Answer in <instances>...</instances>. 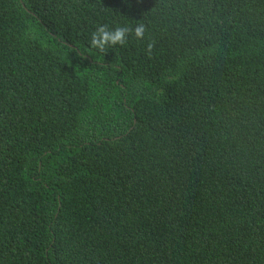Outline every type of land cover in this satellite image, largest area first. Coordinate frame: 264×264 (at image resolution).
I'll return each mask as SVG.
<instances>
[{
    "label": "trees",
    "instance_id": "trees-1",
    "mask_svg": "<svg viewBox=\"0 0 264 264\" xmlns=\"http://www.w3.org/2000/svg\"><path fill=\"white\" fill-rule=\"evenodd\" d=\"M0 264H264V0H0Z\"/></svg>",
    "mask_w": 264,
    "mask_h": 264
},
{
    "label": "clouds",
    "instance_id": "clouds-1",
    "mask_svg": "<svg viewBox=\"0 0 264 264\" xmlns=\"http://www.w3.org/2000/svg\"><path fill=\"white\" fill-rule=\"evenodd\" d=\"M145 32L146 29L143 24H137L134 28H129L127 26L109 28L107 25H99L95 31L92 32L89 43L92 49L104 53L108 48L125 46L128 42L129 35L138 41L143 40ZM152 47V43H148L145 53L151 54Z\"/></svg>",
    "mask_w": 264,
    "mask_h": 264
}]
</instances>
